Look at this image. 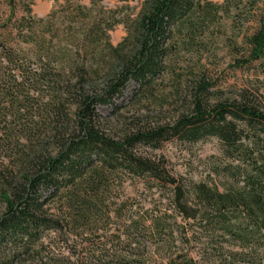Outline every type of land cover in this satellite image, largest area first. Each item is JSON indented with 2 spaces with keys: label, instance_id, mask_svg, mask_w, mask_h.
<instances>
[{
  "label": "trees",
  "instance_id": "1",
  "mask_svg": "<svg viewBox=\"0 0 264 264\" xmlns=\"http://www.w3.org/2000/svg\"><path fill=\"white\" fill-rule=\"evenodd\" d=\"M62 1V41L27 6L15 29L29 48L0 41V264H153V250L198 264L191 241L201 264H264V96L225 97L200 64L181 70L210 52L222 20L245 28L241 45L229 40L235 68L264 61V0H144L134 19ZM165 75L179 109L161 122L140 113L171 101ZM130 84L137 114L116 134L97 107L119 116ZM212 138L230 161L220 187L177 178L159 154ZM127 181L158 195L152 210L123 199Z\"/></svg>",
  "mask_w": 264,
  "mask_h": 264
},
{
  "label": "rangeland",
  "instance_id": "2",
  "mask_svg": "<svg viewBox=\"0 0 264 264\" xmlns=\"http://www.w3.org/2000/svg\"><path fill=\"white\" fill-rule=\"evenodd\" d=\"M144 0H102L98 5L106 10H114L121 17L123 15L129 16L130 19L136 18L141 3ZM213 3H222L224 0H209ZM75 5H80L86 8L90 6V0H72ZM63 5L62 0H15V10L11 19L10 10L6 0H0V41L3 40L8 43L10 47L19 50H27L29 47L20 43L18 35L16 36V24L22 17H28L24 11V7H29L31 14L30 17L33 20L42 19L44 24L42 27L53 26V30L57 29L58 33H55L58 38L54 39L53 43L57 44L56 40H63L62 34H65L67 30V21L59 15V6ZM97 10V9H96ZM52 11H57V19L49 22V15ZM240 25V24H239ZM232 26L229 20H222L219 25L221 36L215 40V44L210 48V52L204 54L200 60L197 55L184 56V65L182 72L187 70H196L199 66L207 71L213 78L215 91H219L223 96L237 94L240 90H249L251 92L258 93L260 96H264V61H258L252 65L242 68H235L232 65V55L234 50L230 49L229 40L233 39L238 45L242 44V37L245 32V28L237 31L239 27ZM55 28V29H54ZM24 34V33H23ZM126 33L122 25H117L113 31L109 33V42L113 47H116L122 42ZM200 61V63H198ZM186 64H196L191 67ZM191 67V68H187ZM187 68V69H186ZM104 79L102 75L98 79L91 83V86L96 87L97 84H101V80ZM163 85L166 88L167 95H170L172 89V79L170 75L163 77ZM133 84L124 91L123 98L117 103L120 106H126L119 112V116L111 117L112 108L109 106H98L97 112L104 118H109L110 127L113 129V133L120 134L125 128V123L130 121L131 117L136 115V110L128 105L131 97V89ZM169 92V93H168ZM163 108L152 107L149 111H144L140 114H147L154 120L164 122L171 116H173L179 109V104H175L171 98ZM129 106V107H128ZM126 121V122H125ZM108 126V127H109ZM168 164V168L171 173L177 178H182L187 181L194 182H208L220 187V183L223 177L218 176L222 174V170L225 166L230 164L229 160H226L221 153V147L217 140L208 139L202 143L194 145H182L177 142L166 143L159 152ZM233 165L235 163H232ZM131 183L127 181L123 188V199H129V203L133 205V208L137 206H144L145 209H151L154 204L157 203L158 195L153 192L144 190L143 186L139 183ZM152 210V209H151ZM156 214V212H154ZM194 227V226H193ZM196 230V229H192ZM190 249V254L194 260L201 264V252L200 246L191 241L186 249ZM153 250V249H152ZM237 250V248H234ZM153 264H166V260L161 261L159 255L154 252Z\"/></svg>",
  "mask_w": 264,
  "mask_h": 264
}]
</instances>
